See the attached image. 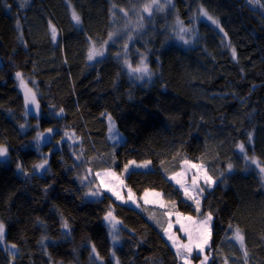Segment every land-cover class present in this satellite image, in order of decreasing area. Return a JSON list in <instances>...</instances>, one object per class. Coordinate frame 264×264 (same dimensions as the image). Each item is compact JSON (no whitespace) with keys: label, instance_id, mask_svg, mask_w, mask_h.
<instances>
[{"label":"trees","instance_id":"obj_1","mask_svg":"<svg viewBox=\"0 0 264 264\" xmlns=\"http://www.w3.org/2000/svg\"><path fill=\"white\" fill-rule=\"evenodd\" d=\"M145 1L0 0V224L19 250L13 258L0 249V264H117L111 212L121 225L118 264H183L147 208L107 193L91 199L80 180L86 168L122 174L130 162L154 166L126 176L136 195L161 192L193 216L169 176L184 162L203 165L218 182L202 198L201 214L214 217L209 264H264V173L247 165L256 159L264 169V0H174L154 11L131 49L133 63L149 64L151 78L139 82L118 58L122 44L108 40L114 13ZM200 7L224 35L200 20L184 47L171 29L177 20L193 27ZM93 45H107L106 55L91 60ZM20 74L35 84L37 117L27 113ZM109 117L124 142H111ZM52 130L40 147L39 133Z\"/></svg>","mask_w":264,"mask_h":264},{"label":"rangeland","instance_id":"obj_2","mask_svg":"<svg viewBox=\"0 0 264 264\" xmlns=\"http://www.w3.org/2000/svg\"><path fill=\"white\" fill-rule=\"evenodd\" d=\"M173 5L174 0H148L141 2L130 10L116 11L114 13V30L108 40V45L116 42L122 44L123 51L118 58L124 63L129 75L139 82L149 81L151 75L146 58H141L137 64L130 60L135 35L142 26L143 21L150 17L154 11L171 9ZM199 9L198 14L196 13L193 16V27H187L181 20H177V24L171 29L174 40L184 47L188 48L194 45L198 35L197 23L200 20L213 22L217 30L224 35L220 23L209 14H206L202 7ZM106 53L107 45L102 47L93 45L90 59L93 61L99 60ZM31 67L32 65L21 67V71L23 73L28 72ZM19 86L25 99L27 113L32 116H39L40 106L35 84L29 85L24 76L20 74ZM108 126L111 142L114 144L124 142V135L119 131L116 122L111 117L108 118ZM55 132V130H52L46 133H39L37 143L40 147L50 142ZM65 139L75 145L79 143V140L71 133L66 134ZM241 152H243L242 149ZM80 153L74 152V156L77 157V163L82 161L79 156L81 155ZM5 159L6 150L0 148V161ZM247 165L264 173V169L256 159H247ZM46 169V162L38 167L40 172H44ZM136 170L151 171L154 170V166L151 162H130L125 166L122 174L118 173L113 167L99 172L86 168L80 176V180L89 189L88 195L91 199H100L104 193H107L120 204L142 212L144 207L147 208L148 220L162 233L183 264H209L211 258L206 252L211 247L214 217L211 214H201L202 198L205 191L214 188L218 182L209 176L203 165L192 162H184L180 172L169 176V180L182 191L185 199L194 204L198 214L193 216L178 212L176 204L167 200L161 192L147 191L142 196L136 195L126 183V176ZM112 213L106 217V223L112 242L113 258L118 264L115 252L121 243V225L116 221ZM110 218L117 224L110 222ZM0 249L8 252L13 258L19 254L18 248L8 243L7 229L3 223L0 224ZM195 257H198V260Z\"/></svg>","mask_w":264,"mask_h":264},{"label":"water","instance_id":"obj_3","mask_svg":"<svg viewBox=\"0 0 264 264\" xmlns=\"http://www.w3.org/2000/svg\"><path fill=\"white\" fill-rule=\"evenodd\" d=\"M110 222H113L114 224H117L116 222H114V220L112 218L109 219Z\"/></svg>","mask_w":264,"mask_h":264}]
</instances>
